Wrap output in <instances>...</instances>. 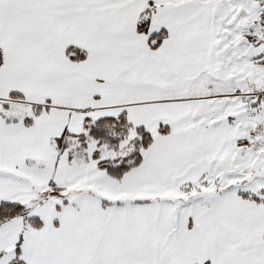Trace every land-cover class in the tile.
<instances>
[{
  "label": "snow or ice",
  "instance_id": "obj_1",
  "mask_svg": "<svg viewBox=\"0 0 264 264\" xmlns=\"http://www.w3.org/2000/svg\"><path fill=\"white\" fill-rule=\"evenodd\" d=\"M0 264H264V0H0Z\"/></svg>",
  "mask_w": 264,
  "mask_h": 264
}]
</instances>
